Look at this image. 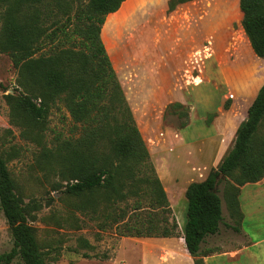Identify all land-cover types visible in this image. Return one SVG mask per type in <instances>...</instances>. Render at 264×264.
Returning a JSON list of instances; mask_svg holds the SVG:
<instances>
[{
	"label": "rangeland",
	"instance_id": "1",
	"mask_svg": "<svg viewBox=\"0 0 264 264\" xmlns=\"http://www.w3.org/2000/svg\"><path fill=\"white\" fill-rule=\"evenodd\" d=\"M3 8L0 3V23ZM241 17L238 0H189L171 11L167 0H123L105 16L101 38L165 192L170 191L166 150L173 128L194 122L204 127L222 113L242 118V95L252 96L264 81V57L253 52ZM15 79L11 60L0 52V155L46 263L168 264L166 237L120 235L122 221L115 223L112 217L100 229L102 217L94 219L78 210L77 200L64 190L68 173L60 169L57 151L61 140L75 138L80 128H74L61 102L50 107L42 127L24 124L21 113L12 112L4 97L21 90ZM259 131H264V119ZM201 169L197 178L203 176ZM231 179L217 184L220 199L223 183ZM141 202L148 205L147 199ZM132 203V197L118 201L116 208L110 207L111 214L126 217ZM169 209H154L165 226L174 217L170 203ZM11 247L0 208V254ZM152 247L156 251L151 260ZM175 255L182 264L180 250ZM0 264L23 262L16 256Z\"/></svg>",
	"mask_w": 264,
	"mask_h": 264
},
{
	"label": "trees",
	"instance_id": "2",
	"mask_svg": "<svg viewBox=\"0 0 264 264\" xmlns=\"http://www.w3.org/2000/svg\"><path fill=\"white\" fill-rule=\"evenodd\" d=\"M123 0H0V52L16 70L17 94H5L11 111L21 113L24 124L42 127L50 107L61 102L74 128L73 139H62L59 167L68 173L65 192L77 200L78 210L105 228V219L122 221L123 236H178L177 222L165 226L158 218L170 213L169 202L155 172L115 69L100 35L108 13ZM189 0H167V10ZM241 27L253 52L264 57V0H238ZM0 86L2 83L0 81ZM264 81L238 124L231 147L206 177L185 189L183 241L194 264L199 244L218 231L222 220L216 186L223 179V197L236 231L241 218L239 186L264 176ZM133 198L130 213L113 215L110 207ZM148 205L142 206V199ZM144 207H147L145 209ZM0 208L12 238L0 263L18 256L23 264H47L29 224L21 198L0 155ZM159 213V212H158Z\"/></svg>",
	"mask_w": 264,
	"mask_h": 264
},
{
	"label": "crops",
	"instance_id": "3",
	"mask_svg": "<svg viewBox=\"0 0 264 264\" xmlns=\"http://www.w3.org/2000/svg\"><path fill=\"white\" fill-rule=\"evenodd\" d=\"M256 92L257 90L250 97L242 95L241 101L245 102L244 114L238 120H235V116L228 117L222 113L215 115L207 126L198 127L195 122L185 123L174 127L171 131L166 150V176L170 191L166 192V196L180 226V234L179 241L176 236L166 237V254L170 261L168 264H180L176 262L175 255L179 250L183 256L182 264H194V257L186 250L182 237L186 186L191 181L204 179L210 168L216 167L227 148L231 147L236 128L246 117L247 108ZM247 98L249 100H245ZM197 168H203L201 178H197ZM158 176L162 178L160 172ZM237 199L238 209L241 212L237 225L239 230L232 228L234 220L227 210L225 200L221 198L223 220L219 223L218 231L206 235L199 244L197 257L204 264H264V176L255 182H245L240 185ZM176 247L179 250H176ZM155 251V247L150 249L151 260L155 259L153 257Z\"/></svg>",
	"mask_w": 264,
	"mask_h": 264
}]
</instances>
